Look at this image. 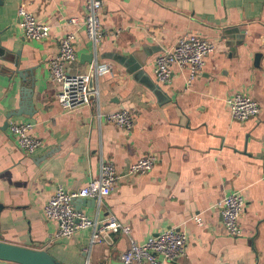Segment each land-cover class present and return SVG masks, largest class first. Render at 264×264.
Returning <instances> with one entry per match:
<instances>
[{
  "label": "crops",
  "instance_id": "1",
  "mask_svg": "<svg viewBox=\"0 0 264 264\" xmlns=\"http://www.w3.org/2000/svg\"><path fill=\"white\" fill-rule=\"evenodd\" d=\"M100 1L110 35L95 51L83 28L68 24L85 18L86 0H27L51 28L44 41L23 38L21 0H0V241L45 250L62 264H123L131 240L180 227L187 254L165 264H264V0ZM67 32L76 40L73 71L89 72L94 60L104 68L90 105L71 112L55 100L48 70ZM186 34L215 42L214 53L190 84L185 68H174L168 85L157 83L155 58ZM235 93L257 102L259 115L235 121L226 102ZM119 109L135 114L130 131L96 118ZM11 122L33 124L43 142L33 155L18 148ZM147 154L155 157L148 173L123 176ZM101 162L121 175L115 189L100 205L73 206L91 219L114 215L131 235L92 244L87 228L55 238L45 203L58 186L84 187ZM231 193L245 200L236 238L213 207Z\"/></svg>",
  "mask_w": 264,
  "mask_h": 264
},
{
  "label": "built area",
  "instance_id": "2",
  "mask_svg": "<svg viewBox=\"0 0 264 264\" xmlns=\"http://www.w3.org/2000/svg\"><path fill=\"white\" fill-rule=\"evenodd\" d=\"M17 9V23L26 40L44 41L50 36V26L36 19L29 12L25 3ZM86 16L82 21L71 17L69 25H80L86 38L92 43L96 51L103 39L110 35L101 25L102 2L100 0H86ZM75 34L67 32L59 41V50L48 62L50 80L55 87L54 97L60 107L67 112L75 111L90 105L94 95V88L89 89L90 78L96 79L103 71L96 60L90 71L85 73L73 71L72 64L77 60ZM216 44L193 34L181 36L175 45L163 51L155 58L154 74L157 83L168 85L173 78V69H187L190 84L202 71L205 58L214 53ZM231 117L235 121L244 122L259 115L257 102L243 93H235L227 100ZM135 114L129 109L102 113L98 111L97 119L114 124L125 131L133 127ZM33 124L29 122H11L9 132L14 137L20 150L27 155H33L43 142L32 134ZM155 164V157L151 154L138 158L123 174L133 176L148 173ZM121 175L111 162H101L98 176L78 190H66L58 186L53 195L43 207L45 217L55 223V238H71L81 230L92 229L91 243H99L111 233L131 235V227L122 224L114 215L104 220L89 218L84 212L75 209L73 203L77 199H93L99 205L109 196ZM245 200L240 193H231L214 203L213 207L219 211L223 226L230 237L241 236L239 226L240 215L244 209ZM193 220L201 224L198 215ZM188 249L187 236L180 227H170L163 232L148 237L143 242L131 240L128 248L122 252L120 259L123 264H165L177 261L186 256Z\"/></svg>",
  "mask_w": 264,
  "mask_h": 264
},
{
  "label": "water",
  "instance_id": "3",
  "mask_svg": "<svg viewBox=\"0 0 264 264\" xmlns=\"http://www.w3.org/2000/svg\"><path fill=\"white\" fill-rule=\"evenodd\" d=\"M22 76V73L18 71ZM94 79L90 78L89 89H93ZM27 96L32 95V91L24 89ZM79 201V199H77ZM92 202L95 200L91 199ZM0 262L6 264H62L57 261L50 253L45 250L23 247L7 242L0 241Z\"/></svg>",
  "mask_w": 264,
  "mask_h": 264
}]
</instances>
